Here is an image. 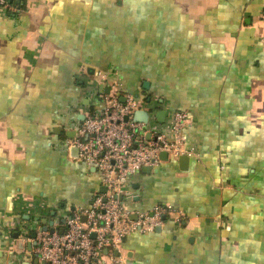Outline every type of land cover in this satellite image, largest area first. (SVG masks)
<instances>
[{"label":"crops","instance_id":"0c3cea01","mask_svg":"<svg viewBox=\"0 0 264 264\" xmlns=\"http://www.w3.org/2000/svg\"><path fill=\"white\" fill-rule=\"evenodd\" d=\"M21 3L0 12V264H49L16 224L64 231L102 192L69 147L103 107L99 72L165 110L159 132L187 112L192 151L186 168L143 167L123 198L184 216L128 235L102 264H264V0Z\"/></svg>","mask_w":264,"mask_h":264},{"label":"built area","instance_id":"2783aa9c","mask_svg":"<svg viewBox=\"0 0 264 264\" xmlns=\"http://www.w3.org/2000/svg\"><path fill=\"white\" fill-rule=\"evenodd\" d=\"M20 1L0 0V12L17 10ZM260 37L264 41V29ZM97 78L110 88L102 96L101 113L87 116L69 147H77L75 159L99 169L106 192L96 193L90 206L76 209L62 232L16 224L21 237L34 242L35 253L49 264H102L105 250L120 251L128 235L153 232L163 226L165 218L176 217L179 221L184 216L169 203L155 205L150 211L132 210L120 196L134 197L128 187L129 179L143 167L159 165L163 161L162 152H167L169 159L192 154L184 135L191 125L188 113L172 114V136H168L153 127L158 121L157 111L162 110L159 105L133 93H124L121 82L107 73L99 72ZM140 109L149 112L150 123L133 119L135 111Z\"/></svg>","mask_w":264,"mask_h":264},{"label":"water","instance_id":"95a60500","mask_svg":"<svg viewBox=\"0 0 264 264\" xmlns=\"http://www.w3.org/2000/svg\"><path fill=\"white\" fill-rule=\"evenodd\" d=\"M148 86V82L145 83V87ZM109 87H107L106 89V93L109 92ZM122 100L125 101V97H122ZM101 112H98V115H100ZM165 118H166V111L165 110H159L157 111L156 113V119L158 121H165ZM126 119H129V116L126 117ZM133 119L136 120V121H142V122H145V123H150V114L147 110H143V109H140V110H137L135 111L134 115H133ZM148 137H150V134L148 135ZM70 156L72 158H77L78 157V149L76 146H72L71 149H70ZM160 157L163 159V160H168L169 159V156H168V153L167 152H162ZM189 155H182L178 158V160L180 161L181 163V166L182 168H186L184 167L188 162H189ZM145 168V167H144ZM102 192H106V186H103L102 187ZM120 199L123 200V196L121 195L120 196ZM84 221L86 220V217L83 218ZM63 231V230H62ZM61 231V232H62ZM53 232V230L51 231ZM32 236L34 237L35 236V233L32 234ZM108 250L106 249L105 252H107Z\"/></svg>","mask_w":264,"mask_h":264},{"label":"trees","instance_id":"16d2710c","mask_svg":"<svg viewBox=\"0 0 264 264\" xmlns=\"http://www.w3.org/2000/svg\"><path fill=\"white\" fill-rule=\"evenodd\" d=\"M21 2H22V1L17 2L18 6H19L20 4H22ZM263 18H264V17H263ZM263 18H262V22H263ZM263 29H264V23H263V25H262V28H261V32H260V34L262 33ZM136 95H137L138 97H141L140 94H137V93H136ZM141 98H142V97H141ZM96 114H97V113L95 112L94 115H96Z\"/></svg>","mask_w":264,"mask_h":264}]
</instances>
